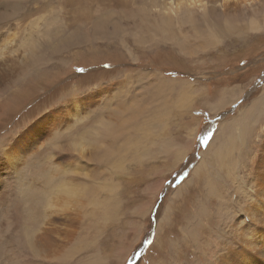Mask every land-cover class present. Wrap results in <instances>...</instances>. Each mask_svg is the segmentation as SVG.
I'll return each mask as SVG.
<instances>
[{
    "label": "rangeland",
    "instance_id": "374dc122",
    "mask_svg": "<svg viewBox=\"0 0 264 264\" xmlns=\"http://www.w3.org/2000/svg\"><path fill=\"white\" fill-rule=\"evenodd\" d=\"M165 2L0 0V55L26 57L1 82L0 148L38 146L7 179L0 264H209L232 235L264 135V0L168 19L157 11ZM28 44H37L33 57ZM114 79L120 84L92 98L68 131L39 124ZM72 138L87 146L84 156ZM62 181L82 194L77 217L62 221L72 236L57 258L36 256L26 232L43 224ZM158 223L166 226L159 242ZM202 225L193 250L189 232Z\"/></svg>",
    "mask_w": 264,
    "mask_h": 264
},
{
    "label": "bare ground",
    "instance_id": "6f19581e",
    "mask_svg": "<svg viewBox=\"0 0 264 264\" xmlns=\"http://www.w3.org/2000/svg\"><path fill=\"white\" fill-rule=\"evenodd\" d=\"M261 2H263V0H167V2H165L163 5L159 6L157 11L162 17L164 16L163 18H167V19L173 18L175 16H179L181 14L193 15V14H195L196 10H198L199 8H202V10H207L209 6L214 8V9H217V10L221 9L223 11V13L225 12V13L229 14L230 11H238L239 9H241L245 6H253L256 3H261ZM33 42L34 41H32V43ZM37 42L38 41H35V43H37ZM31 45L32 44H30V45L28 44V46L26 45L27 47L30 46L31 48H29V53L24 54V55H27V56L29 55L30 57L34 56V52H35V48L37 47V44H35L33 46H31ZM36 50H37V48H36ZM27 51L24 53H27ZM3 52H5V51H3ZM14 52H16V51H14ZM14 52H11V53L8 52L5 54L3 53L0 55V86H1V82L8 79V77L19 68V65L21 63L26 62L25 56L18 55V54H16L17 52L16 53H14ZM34 80H36V79H34ZM118 84H120L119 80L114 79V81L110 82L109 84H105L103 86L99 85L100 87L97 90L95 89L94 91H90L86 95L84 94V96H82V95L72 96L71 98L64 101L62 103L63 104L62 106H59L57 109L51 110V112L47 116H44L45 118L43 117L44 120L43 121L41 120V122L39 124H42L43 129L47 131L46 133H49V132L53 133L54 130H56V131H60L61 129H64V131H65V129L67 130V128L69 127V125H71L73 120L75 121L76 117H78V115L80 114V111L83 110L82 108L87 103L91 102L92 98H94L93 101L96 103L97 100L95 98L97 97V95H100L101 90H103V89L113 90L112 88L113 87L115 88V85H118ZM9 93H10V91H6V92H3L1 94L2 95L1 96L2 104L11 95ZM99 99H101V98L99 97ZM81 119H84V117ZM86 119H87V117H86ZM222 120H223V118H222ZM219 125H220V123H219ZM261 133L264 134V130ZM257 135H254V136L252 135V136L257 138ZM73 137H75V136H73ZM260 139H262V143L258 149L259 156H257L255 158V160L254 159L251 160L252 166L254 168V171H253V173H254L253 190L250 192L247 189H243V191L245 193L246 200H245L243 207L239 208V210H238L239 214L234 216L233 222L230 224L229 229H230L232 235H230L228 238L224 237L223 239L218 241L219 242L218 249H217L218 252H216L217 254L214 256V258L210 261L209 264H264V135H263V137H260ZM75 140L77 141V139H75ZM72 141H73V138H72ZM69 142H71V141H69ZM80 142H79L80 145L78 146L73 141L72 142L73 147H72V145H70V147H72L71 150H73V152L77 151L78 154H81V156H84L87 153V150H86L87 146L86 147H84L85 145L82 146V144ZM213 142L214 141H212L210 143L207 150H212L211 146H212ZM68 143H67V145L70 144V143L69 144ZM36 147H38L37 143H36V145H34L32 143L31 145H27L26 147L22 146L21 148H18V146L16 145V140H14L12 142L7 143L2 148H0V201L3 199V195L5 194V191H6L5 188L7 187V179L9 178V175L11 174V176H12V175H15L16 173L18 174L19 172H21L20 167L22 165H24L28 154H30L31 151L34 152L37 149ZM246 147H248V146H246ZM253 153L254 152H252V154ZM216 157H218L219 160L222 159L223 151L218 150V152L216 153ZM54 164H56V163H54ZM254 164H255V166H254ZM56 166H58V164ZM187 166H188V164H187ZM217 166H216V168H218ZM203 168H204V166H203ZM203 168L201 167V165L196 168V170L198 171L199 178H201V173L203 172ZM249 180H251V179H248V181ZM69 182H70L69 184H66L64 181H62V184L58 185L59 188L57 187L58 190L56 188V191L53 190L52 193L48 194L47 203H46L47 217H45V221L43 222V224L41 226L38 227V229L36 231L26 232L25 244L28 247V249L36 256L52 257L53 258L54 255H56L58 248L60 246V243L63 241V239H65V238L67 239L69 237L71 238V236H72V235L69 236L71 234L70 231L72 230L71 229L72 224H69V226H68L67 224H65V222L63 223L62 221H66L71 217H73L72 219L77 217L78 213H76V210H77L76 206L77 207L79 206L78 199H79V197H82L81 196L82 194L79 195V190L76 188V186L72 183V181H69ZM189 182L190 181H188V183ZM193 183H196V182H193ZM199 184H200V180L198 179L197 185L196 184L195 185L198 186ZM207 185H209V184H207ZM245 185L246 184H244L243 186H245ZM210 190H212V189H210ZM211 193H212V191H211ZM46 196H47V194H46ZM158 224L159 225H158V231H157L158 232L157 233V235H158L157 242H159L160 238L162 237L161 234L166 228V226L164 224H162V223H158ZM191 226L194 227L195 225L194 226L191 225ZM74 229H75V227H74ZM167 229H169V228H167ZM204 229H205V225H202L200 227L192 228V230H190V232H189L190 240L188 239L190 241V243H188V244H190L189 248H192L193 250L198 249V246L200 244V243L198 244L196 242L197 239H199L198 234L202 230L204 231ZM188 230H189V228H188ZM205 231H204V233H205ZM166 238H168V237H166ZM185 238H186V236H185ZM174 239H175V237H174ZM174 244H172V245H174ZM179 248L180 247L178 246L176 254L181 252ZM184 253H187V252H184ZM203 258H205V257H203ZM159 264H167V262L165 263L162 260L161 262H159Z\"/></svg>",
    "mask_w": 264,
    "mask_h": 264
},
{
    "label": "snow or ice",
    "instance_id": "6c2138e0",
    "mask_svg": "<svg viewBox=\"0 0 264 264\" xmlns=\"http://www.w3.org/2000/svg\"><path fill=\"white\" fill-rule=\"evenodd\" d=\"M78 71H83V69H78ZM205 142L207 141V137L204 138Z\"/></svg>",
    "mask_w": 264,
    "mask_h": 264
}]
</instances>
